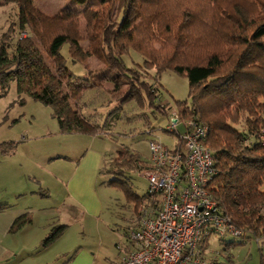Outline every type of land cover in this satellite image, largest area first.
<instances>
[{
	"label": "trees",
	"instance_id": "1",
	"mask_svg": "<svg viewBox=\"0 0 264 264\" xmlns=\"http://www.w3.org/2000/svg\"><path fill=\"white\" fill-rule=\"evenodd\" d=\"M124 1L113 22L103 24L101 20L95 29L93 40L98 37L101 44L104 70L95 76L86 73L94 81L87 80L90 86H85L77 82L60 53L67 44L71 61L83 64L86 57L78 36L63 25L83 14L63 10L48 17L36 9L34 0H0V6L15 4L19 34L29 31L28 37H19L15 43L11 29L3 33L0 89L5 92L15 81L17 93L52 109L60 133L94 136L115 125L111 118L116 122L118 117L111 114H117L122 104L135 100L143 107L146 99L150 107L157 97V88L123 62L130 50L143 58L145 68L155 70L154 81L165 71L185 76L189 103H179L177 110L182 119L196 116L208 126L204 145L216 171L206 186L208 195L241 231L242 242L264 239V145L258 139L264 129V0H203L202 12L193 6V0H185L181 7L173 6L171 0H129L134 5L132 15ZM69 23L75 26L74 20ZM82 69L88 72L84 65ZM97 81L113 86L105 93L113 99L114 109L101 122L94 108L85 111L96 98L82 102L86 91L100 89ZM157 108L163 114L168 112L165 106ZM244 140L248 146L243 145ZM10 145L14 147L12 142L2 143L1 153H7ZM148 168L149 160L120 150L104 160L99 173L108 176L107 185L121 189L137 205L152 203L153 195L146 192L139 197L131 192L126 174ZM29 222L27 216H21L11 230ZM63 229L52 227L42 246L52 243Z\"/></svg>",
	"mask_w": 264,
	"mask_h": 264
},
{
	"label": "rangeland",
	"instance_id": "2",
	"mask_svg": "<svg viewBox=\"0 0 264 264\" xmlns=\"http://www.w3.org/2000/svg\"><path fill=\"white\" fill-rule=\"evenodd\" d=\"M184 1L171 0L172 5L177 7H181ZM129 3L127 0L123 5L125 9H130L132 15L134 5ZM193 4L197 10L203 11L201 10L203 0H193ZM34 6L48 17L63 10L83 14L84 17L79 16L78 19L69 20V22L74 20L75 26L69 22L63 24L67 32L69 30V33L78 36L86 57L83 64L71 61L67 44L62 46L60 53L65 58L66 66L78 79L77 82L90 86L88 81L91 80L93 83L94 79L89 78L86 73L95 76L96 73L104 70L101 44L97 43L98 37L93 40L95 29L100 26L98 23L101 20V23L106 24L108 21L113 22L119 16L121 0H34ZM136 23H139V19ZM10 29L14 33L13 43L19 37H28V30L19 34L15 4L0 6V41L3 33ZM154 46L156 49L159 48L156 43ZM122 60L127 67L138 70L142 78L152 84L154 89L157 88V97L150 107L146 99L143 101V107L135 100L122 104L117 114L115 112L111 114L118 117L116 122L111 118L112 124L115 125L103 128L94 136L60 133L56 119L52 116V109L25 94L17 93L15 81L9 83L5 92L0 89V145L10 142L14 144V147L8 146L6 157H1L0 151V199L9 196L20 184L26 185L29 191H35L37 196L41 194L45 196L32 197L35 198L36 213L46 207L59 209L64 204L73 203L67 196L65 184L77 161L87 154L81 160L84 178L83 186L77 195L82 205L78 202L73 206L76 211L71 217L69 216V219L76 225L66 228L65 239H76L83 249L94 251L98 260L110 258L114 261L123 256L130 245L126 239L127 235L138 225V210L143 209L147 203L143 201L136 205L130 202L121 189L106 184L109 178L105 175L97 174L94 187L88 189L87 184H90L88 177L95 158L98 157L99 163L97 173L104 160L120 150H128L137 154L142 161L148 162L150 139L160 141L168 147H173L178 140L177 134L172 135L166 131L170 121L168 113L163 114L157 106H165L168 111L175 109L178 112L179 103H189V87L185 76L165 71L159 76L158 81H154L155 70L145 68L143 58L139 54L130 50ZM83 65L88 72H84ZM120 83L123 88L124 83ZM96 87H100L97 92L95 88L85 92L82 102L96 98V103L90 104L85 111L92 112L94 108L95 112L100 114L99 122H101L104 114L112 107L110 102L113 99L105 92L111 91L113 86L111 83L97 81ZM147 121L149 125H146ZM178 130L182 132L180 128ZM59 156L61 157L57 158L59 160L51 159ZM10 171H13L14 180L6 178L4 172L10 174ZM127 179L132 187L131 192L139 197L147 192L148 182L141 171H131L126 174ZM95 213L100 217L98 220L95 219ZM80 218L84 220V226L80 225ZM50 221L53 222V219ZM59 221L71 224L67 218ZM256 239H243L242 242L239 237L234 238L231 235L221 238L211 236L208 240L207 256L214 258L220 264H264V239L258 238V242ZM231 241H235L236 245L226 247V243Z\"/></svg>",
	"mask_w": 264,
	"mask_h": 264
},
{
	"label": "built area",
	"instance_id": "3",
	"mask_svg": "<svg viewBox=\"0 0 264 264\" xmlns=\"http://www.w3.org/2000/svg\"><path fill=\"white\" fill-rule=\"evenodd\" d=\"M167 113L166 131L178 140L173 147L149 140V168L142 174L153 202L138 210V225L127 235L131 250L117 264H220L207 256L209 238L240 237L241 231L206 190L216 173L204 145L208 126L196 116L182 119L175 109ZM258 139L264 145V129Z\"/></svg>",
	"mask_w": 264,
	"mask_h": 264
},
{
	"label": "crops",
	"instance_id": "4",
	"mask_svg": "<svg viewBox=\"0 0 264 264\" xmlns=\"http://www.w3.org/2000/svg\"><path fill=\"white\" fill-rule=\"evenodd\" d=\"M86 156H82L77 161L71 176L65 184L67 196L73 203L64 204L59 209L46 207L41 212L36 213L35 198H41L44 195L37 196L35 191H29L30 189L26 185L20 184L9 196L6 195L7 197L0 199V206H5L0 209V264H117L131 250L129 245L123 256L114 261L110 258L98 260L94 251L83 249L81 243H78L76 239H65L66 228L76 225L73 220L69 219L72 213L76 211L73 206L78 202L79 205H82V201L80 198L78 201L77 195L79 189L83 186L82 181L84 178L82 172L83 161L81 160ZM1 157H6V153H1ZM57 158L61 157L51 159ZM62 158L67 159L66 157ZM98 166V157H96L95 163L90 169L88 189L93 188L97 181V174H100L97 173ZM4 173L6 178L14 180L12 177L13 171H10V174ZM134 206L136 207V205ZM24 215L30 219V222L23 225L19 230L12 231L14 221ZM95 216L96 220L100 218L97 213H95ZM66 218L71 223L70 225L64 221L60 223L59 220ZM52 219L53 222L50 221ZM84 224V220L81 219L80 225L84 226ZM36 226L38 227L36 228ZM54 226H64L62 233L49 245L42 246V240Z\"/></svg>",
	"mask_w": 264,
	"mask_h": 264
}]
</instances>
